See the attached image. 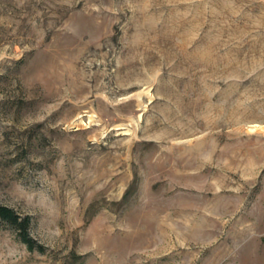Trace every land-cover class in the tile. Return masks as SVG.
<instances>
[{"label": "rangeland", "instance_id": "obj_1", "mask_svg": "<svg viewBox=\"0 0 264 264\" xmlns=\"http://www.w3.org/2000/svg\"><path fill=\"white\" fill-rule=\"evenodd\" d=\"M0 264H264V0H0Z\"/></svg>", "mask_w": 264, "mask_h": 264}, {"label": "trees", "instance_id": "obj_2", "mask_svg": "<svg viewBox=\"0 0 264 264\" xmlns=\"http://www.w3.org/2000/svg\"><path fill=\"white\" fill-rule=\"evenodd\" d=\"M0 221H3L10 225L12 228L19 231L22 236V240L30 248H33L32 240L28 234V219H22L12 208L4 205H0Z\"/></svg>", "mask_w": 264, "mask_h": 264}]
</instances>
